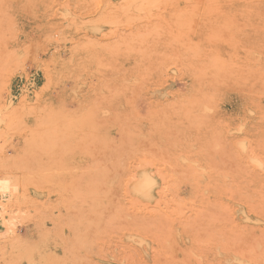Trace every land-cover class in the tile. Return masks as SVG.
I'll use <instances>...</instances> for the list:
<instances>
[{"label":"rangeland","instance_id":"374dc122","mask_svg":"<svg viewBox=\"0 0 264 264\" xmlns=\"http://www.w3.org/2000/svg\"><path fill=\"white\" fill-rule=\"evenodd\" d=\"M245 263L264 0H0V264Z\"/></svg>","mask_w":264,"mask_h":264},{"label":"bare ground","instance_id":"6f19581e","mask_svg":"<svg viewBox=\"0 0 264 264\" xmlns=\"http://www.w3.org/2000/svg\"><path fill=\"white\" fill-rule=\"evenodd\" d=\"M140 181V180H139ZM141 191V190H140ZM143 191V190H142ZM246 264V263H245Z\"/></svg>","mask_w":264,"mask_h":264}]
</instances>
